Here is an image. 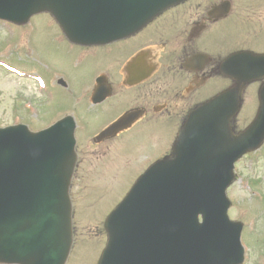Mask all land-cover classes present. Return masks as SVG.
Segmentation results:
<instances>
[{
    "label": "water",
    "instance_id": "obj_1",
    "mask_svg": "<svg viewBox=\"0 0 264 264\" xmlns=\"http://www.w3.org/2000/svg\"><path fill=\"white\" fill-rule=\"evenodd\" d=\"M177 1L0 0V19L21 24L49 11L71 41L105 43ZM221 71L233 83L190 113L170 155L150 166L105 219L107 242L97 264L242 263V223L228 219L225 190L234 162L264 140V83L252 122L234 134L230 121L245 85L264 76V54L234 53ZM73 131L69 116L38 132L23 124L0 128V262L64 264Z\"/></svg>",
    "mask_w": 264,
    "mask_h": 264
},
{
    "label": "flooded vegetation",
    "instance_id": "obj_2",
    "mask_svg": "<svg viewBox=\"0 0 264 264\" xmlns=\"http://www.w3.org/2000/svg\"><path fill=\"white\" fill-rule=\"evenodd\" d=\"M243 31L247 36L239 41L235 34ZM54 41L70 58L76 57L75 48L82 49L62 34ZM103 46H94L100 49L92 55L95 68L105 70L95 75L91 91L105 90L108 97L91 104L89 116H75L73 177L84 178L90 154L97 160L107 156L105 175L118 178L124 191L171 151L189 112L226 87L221 73L226 55L242 49L264 52V0H182L136 33ZM125 113L133 117L123 129L98 138Z\"/></svg>",
    "mask_w": 264,
    "mask_h": 264
},
{
    "label": "rangeland",
    "instance_id": "obj_3",
    "mask_svg": "<svg viewBox=\"0 0 264 264\" xmlns=\"http://www.w3.org/2000/svg\"><path fill=\"white\" fill-rule=\"evenodd\" d=\"M53 23L48 13L31 17L25 25L0 21V126L24 123L40 130L65 113H93L85 96L91 92L92 77L105 70L100 67L98 71L92 57L100 49L75 48L77 59L68 57L65 48L53 41V36H58ZM243 33L235 34L239 41L246 38ZM56 73L69 82L68 89L53 84ZM255 92L256 84L246 87L242 110L235 118L237 128L252 119ZM95 157L90 154L85 160L84 178L75 177L71 183L73 241L66 264H96L106 240L102 223L110 206L108 198L122 195V182L105 175L107 156ZM234 170L236 180L227 189L231 201L228 214L243 224L242 264H264V143L243 156Z\"/></svg>",
    "mask_w": 264,
    "mask_h": 264
}]
</instances>
